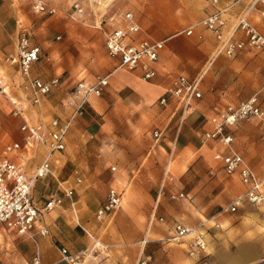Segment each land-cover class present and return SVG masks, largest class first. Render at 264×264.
Wrapping results in <instances>:
<instances>
[{"label":"rangeland","instance_id":"obj_1","mask_svg":"<svg viewBox=\"0 0 264 264\" xmlns=\"http://www.w3.org/2000/svg\"><path fill=\"white\" fill-rule=\"evenodd\" d=\"M42 1L46 6L54 7L56 12L53 15L35 13L32 0H0V8L3 13L13 15L12 36L15 37L16 20L19 19L31 33L33 41L42 47L41 62L36 64L33 73L43 79L46 75L47 78L60 76L62 82L66 80L43 103V112L48 117L46 106L52 110L50 99L60 102L63 97L67 98L77 80L89 81L113 69L104 48L109 17L131 11L141 26L142 35L162 39L193 23L200 18L198 15L202 16L199 13L201 0ZM7 53L0 51V74L9 72L14 76L12 69H2V59ZM240 56L241 60L237 61V57H224V69L232 70L233 75L223 77L218 85L214 83L213 65L205 74L201 70L197 72L201 76L204 108H193L182 121L179 116L177 118L178 112L171 118L169 111L154 109V104L146 105L144 109L140 105H124L116 89L108 90L109 84L104 88L95 98L99 100L94 104L97 110L84 112L73 122L65 151L57 155L58 162L53 164L52 174L34 185L33 198L42 207L51 194L60 195L59 182L67 186L73 184L75 177L81 179L75 186L73 204L63 198L61 205L52 209L55 214L51 218L45 213L49 235L44 237L45 249L42 243L40 245L41 259L47 258L51 250L56 254L52 260L59 259V248L63 245L70 252L87 250L89 256L84 264H136L139 242L145 234L147 238L156 239L159 236H154L153 232L164 233L175 220L194 226L206 219L202 230L207 235L229 229L236 221H245L249 214L264 215V204L244 203L234 213L222 210L244 187L235 175H226L220 163L213 159L215 144L201 142L202 133L209 128L206 119L216 109L228 103L236 104L255 92L264 107V51H247ZM235 82L237 89L233 91L229 86ZM226 86L229 92H216ZM13 89L8 97L16 95ZM8 97L0 95V112L4 115L0 117V146L9 140L23 143L18 130L21 120L12 114ZM104 98L109 102L106 109L100 105ZM5 108L8 112L3 111ZM27 113L31 120L35 118L31 110ZM154 130L162 132L157 141L152 136ZM230 132L234 136L235 148L255 172L262 175L264 121L252 117L240 122ZM182 139L190 143L183 149L180 146ZM171 147L174 150L169 168L173 180L166 184V192L156 208V215L163 217V221L154 222L146 233L149 213L156 202ZM25 150L19 158L25 160L26 154L34 155L30 159L31 168L24 167L31 171L46 150L42 146L29 148L26 154ZM112 166L115 170H111ZM110 187L121 191V206L109 219L98 220L95 210ZM170 187L187 192L189 199H170L168 192L173 190ZM77 220L83 221L84 225L78 224ZM155 239L146 244L145 254L151 255L155 247L186 248L185 241L167 244ZM33 255L34 246L28 240L0 226V264H29ZM152 260L156 262L153 257Z\"/></svg>","mask_w":264,"mask_h":264},{"label":"built area","instance_id":"obj_2","mask_svg":"<svg viewBox=\"0 0 264 264\" xmlns=\"http://www.w3.org/2000/svg\"><path fill=\"white\" fill-rule=\"evenodd\" d=\"M211 9L202 14L194 23L183 28L177 34L190 36L196 28L209 32L214 40L213 57L225 56L233 58L241 51H264V33L252 20V15L264 6V0H234L227 7H218V0H209ZM243 4L238 13L230 18L228 9L232 5ZM32 10L39 14L53 15L54 7H49L42 0H32ZM261 15H263L261 13ZM109 29L105 33L104 48L107 56L115 61L114 69L136 73L144 81H151L157 74L156 63L160 52L165 47V39L139 37L141 31L135 15L131 11L116 13L108 19ZM14 53L4 57L15 75L9 72L0 74V95L9 96L10 89L16 95L8 97L12 105V114L21 120L19 131L23 143L9 141L0 149V226L17 236L28 240L34 246V255L29 264H43L40 255V238L49 235V227L45 222V213L61 205L63 198L70 200L81 179L74 178L73 184L65 186L58 183L60 195L48 196L42 207L33 198L32 191L39 179L52 174L53 164L58 162V156L66 148L67 136L75 119L83 115L85 106L91 97L100 96L108 85L109 74L97 75L92 80L83 78L77 80L65 98L70 111L64 116H47L43 112V103L50 94L60 87V78L53 76L43 79L33 73V66L43 56L41 46L35 43L29 30L16 20ZM198 37H202L199 33ZM57 39L59 36L56 37ZM201 76L190 77L178 74L171 78L163 94L158 98L160 105L166 106L171 100L176 108L181 110L180 118L189 110L192 104L202 98ZM31 110L35 118L28 117ZM252 117L264 121V107L257 93L236 104L228 103L215 110L207 119L209 128L201 135V142L215 144L213 159L220 163L226 175H235L244 190L222 208L223 211L234 213L244 203L254 206L264 204V173L258 175L251 164L235 148L234 136L230 132L240 122ZM160 130H154L153 138L157 141L161 136ZM42 146L45 155L40 163L31 171L25 170V162L16 160L22 150H29ZM173 150L170 151L168 161L163 169L158 187L156 202L149 213L146 233L156 221H163V217L156 215L158 200L166 192V184L172 182L173 175L169 164ZM28 160V158H27ZM111 170H115L112 166ZM168 196L172 200H187L186 193L180 189L170 190ZM122 202V193L110 187L104 200L97 206L95 217L107 220L118 210ZM204 221L189 226L176 223L171 233L158 241L166 243L180 242L187 237V252L190 257L205 254L207 242L202 230ZM145 246L149 242L147 235L141 240ZM60 257L49 264H84L89 256L87 250L70 252L65 246L59 248ZM136 264H156L152 256L140 252Z\"/></svg>","mask_w":264,"mask_h":264},{"label":"crops","instance_id":"obj_3","mask_svg":"<svg viewBox=\"0 0 264 264\" xmlns=\"http://www.w3.org/2000/svg\"><path fill=\"white\" fill-rule=\"evenodd\" d=\"M208 2L209 0H201L202 4L199 12L200 15L211 9ZM233 2L234 0H218V7H227L230 6ZM242 5L243 4L232 5L228 9L227 16L233 18L241 9ZM261 13L263 15H261ZM199 17L201 16L198 15L197 18ZM12 19H13V15H11V13L8 12L3 13V8H0V51L8 52L6 55H4V57L8 55H12L14 53L15 37L14 35L12 36L14 30V24ZM252 20L264 33V6H261L259 8V12H255L252 15ZM188 25H186L185 27H187ZM180 30H178L177 32H179ZM177 32H175L170 36L165 37L167 39L165 42V47L160 52L158 62L156 63L157 74L151 81H144L140 79L136 73L125 72V71L123 72L122 70L119 69L113 71L114 67L109 73H107L109 74L108 90L116 89L118 91L119 99L123 101L124 105H133V106L140 105V107L144 109L146 105L154 104V109L160 111L161 108H163L164 111H169L168 113L170 114L171 118L176 114V112H178L177 118L179 116L180 121H182L185 118L186 113H190L193 108L195 109V107L204 108V104L202 99L196 100L189 108V110L185 113L182 119L180 118L181 110L176 108V104L174 101L171 100L166 106L160 105L158 103V98L163 94L165 88L168 86L173 76L184 73L191 75L193 74L194 76H200L199 74H197V72L201 70L200 72H204L205 74V72L208 71L211 65H213L214 68L213 77L215 80L214 83L216 85L220 84L219 82H221V79L223 77L227 78L228 75L230 76L233 75L232 70L227 69L226 71L224 69L225 65L223 63H225V59H224L225 56L220 55L217 57H213V50L215 44L209 32H207L206 30H202L200 28H196L194 33L190 36H186L184 34H177ZM204 32L207 34L205 35ZM199 33L200 34L202 33L204 38L202 37L199 38L198 37ZM180 35H184V36H180ZM139 37L143 38L149 36L142 35L140 31ZM244 52L247 51L244 50L236 54L234 56L237 57L235 60L236 61L241 60L240 55ZM4 57L2 59V62L4 64L2 69H7V70L12 69L11 66L7 62H5ZM40 60L36 64H39L41 62ZM111 61L114 65L115 61L112 59ZM36 64L33 66L32 70H35L34 68L35 66H37ZM41 73L43 74V72ZM35 74L38 75V73ZM58 77L60 78V76ZM44 78L48 79L46 75L44 76ZM65 82L66 80H63L62 82L60 78V87ZM219 86H222V84ZM228 86L225 87L226 89L220 87L216 89V92H219L220 94L227 93L229 92L227 88ZM229 89L235 91L237 89L236 82L232 83L229 86ZM97 97L98 96H95L89 99L88 104L85 106V111H84L85 113L87 111H92L93 109L97 110L96 106L94 105L99 103V100L95 99ZM50 102L52 103L51 104L52 110L48 109V107L46 106V110L49 112L47 114L49 116L64 117L70 111V107L66 105L64 97L60 99V102L58 101V99L54 100L53 98L50 99ZM100 105L103 109L108 108L109 107L108 99L107 100L105 98L101 99ZM3 111L8 112V109L5 108V110ZM2 116L4 115L0 112V117ZM18 130H19V126H18ZM9 141H16V140H9ZM9 141L4 142L0 146V149L5 143ZM189 144H190L189 141H187L186 139H182L180 146L183 149L187 147ZM170 150H174V148L171 147ZM23 152H25L26 154L27 151L25 150ZM19 157L16 158L17 161L22 159V157L21 159ZM33 157L34 155L28 156V154H26L25 160H21V162H25V166L29 168L32 162L30 161V159H33ZM38 164H36L35 167ZM171 189L176 190L174 187ZM185 193L189 199V194L187 192ZM179 201H184V200H179ZM54 214H55L54 210L46 212L48 218H51ZM245 219H246L245 221L244 220L236 221L230 226L229 229L217 230L214 231L212 234H207V235L205 234V239L208 244L207 249H209V252H206L205 254H200L198 255V257H190L188 255L187 237L180 240V242L167 243V244H174V243L178 244L185 241L186 248H181L178 246L155 247L152 248L151 250L152 251L151 256L156 260V264H264V215L249 214L245 217ZM202 220L206 222V219H202ZM76 222L78 224L84 225L83 221L77 220ZM176 223L184 224L186 222L183 221L181 222L178 220L173 221L171 225L165 230L164 232L165 234L159 231H154L153 235L154 236L157 235L159 237H157L156 239L150 237L148 238L149 242L153 241L154 239L158 240L159 238L166 237L169 233H171L173 226ZM45 242L46 240L44 239V237H41L40 245L42 243V248L44 249L45 247L43 246H45L44 245ZM98 243L100 244V241ZM139 245H140V249L138 252V257L141 251H143V253L145 251V246L142 245L141 241L139 242ZM55 255H56L55 252L51 250V252H49V254L47 255L48 256L47 258L46 257L44 259L42 258L43 264H49L51 261H55L52 260L53 257H55Z\"/></svg>","mask_w":264,"mask_h":264},{"label":"bare ground","instance_id":"obj_4","mask_svg":"<svg viewBox=\"0 0 264 264\" xmlns=\"http://www.w3.org/2000/svg\"><path fill=\"white\" fill-rule=\"evenodd\" d=\"M51 210H52V209H51ZM51 210H50V211H51Z\"/></svg>","mask_w":264,"mask_h":264}]
</instances>
